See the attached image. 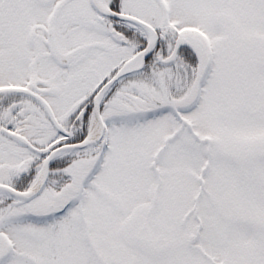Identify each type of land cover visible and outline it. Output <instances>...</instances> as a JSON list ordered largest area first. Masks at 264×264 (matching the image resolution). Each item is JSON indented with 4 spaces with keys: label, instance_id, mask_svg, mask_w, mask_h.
Masks as SVG:
<instances>
[{
    "label": "snow or ice",
    "instance_id": "1",
    "mask_svg": "<svg viewBox=\"0 0 264 264\" xmlns=\"http://www.w3.org/2000/svg\"><path fill=\"white\" fill-rule=\"evenodd\" d=\"M0 264H264V0H0Z\"/></svg>",
    "mask_w": 264,
    "mask_h": 264
}]
</instances>
